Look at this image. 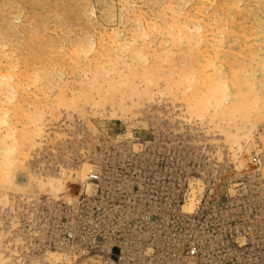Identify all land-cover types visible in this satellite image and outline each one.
<instances>
[{"label": "rangeland", "instance_id": "1", "mask_svg": "<svg viewBox=\"0 0 264 264\" xmlns=\"http://www.w3.org/2000/svg\"><path fill=\"white\" fill-rule=\"evenodd\" d=\"M28 1L14 0V3L20 7V10L15 4L12 5L13 10L18 9V11H15L16 14L13 11L11 15H17L16 17L21 16V18H18L17 20L16 18L14 19L15 23L17 24L18 22L19 24L16 25L18 30L16 28L17 31L15 30L13 36H10L11 39H8L9 44L10 42L14 41L12 43H15L14 46H17L16 48L22 47V45L20 44V39L25 38L24 36L26 30L29 31L31 27L34 26V21L36 19L40 20L41 18L40 13L43 10L42 7L38 3H36L37 1L33 2V0V3L31 2L32 5L28 3ZM52 1L57 0H50L49 2L53 3ZM127 1L131 3H128L129 5H131L130 7L125 3ZM127 1L75 0L74 2L73 0L71 5L66 2L67 4H65L66 7H64V10L67 9L65 11L66 15L68 16L65 15L64 10L62 12V16H65L64 19H67L68 22L67 20H64L65 22L62 25L52 24V26L49 28L50 32L46 31V34L51 35L48 37H51V39L54 40L53 42L57 40L55 43V46H58L57 50L59 49V51L57 52H60V49L63 47V45L65 47L69 46L68 48H70V46L72 45L71 42L79 41L84 36V31L86 32V39H96L95 49H97L98 51L101 48L99 47V45L101 44L98 42L99 39L97 40V36L103 34L104 31L110 33L109 31L112 32L113 30L117 29V31H119L120 33L119 35L122 38V42L125 41L127 43H130L133 42L134 39L137 40V43H141V40H139L135 36L139 34V29L137 28L139 23L136 21L140 16V13H137L139 10L136 9L140 6L138 9L143 10L141 14H146L144 15V17L146 16V19L151 20L153 18L152 20H161L162 17L157 16L159 14L156 15L159 19L155 16V12H160V7H157L160 5L156 4L154 6L152 4L154 6L153 8L151 6V3L152 1L154 3V0H152L151 3H148L150 2L149 0H144L146 3L142 0ZM131 1H133L135 4H133V2ZM24 2H27L28 4L24 5ZM193 2V0L190 2H184L186 5L183 3L184 6H182L185 7L186 10H190L191 7H193ZM74 3H76V5ZM29 4L33 7L34 5H36L35 8L38 6L40 7V9L38 7L36 9L32 8L31 6H28ZM161 5H163V3H161ZM14 6H16V9H14ZM75 6H77V8ZM124 6L127 8L124 9ZM24 7H29L31 10L34 9L35 12L39 11L38 14L40 16L37 17L38 14H35L34 11H29L30 9L28 8L27 10L28 12H30L29 14L25 11L26 9H24ZM78 7H80V9ZM90 8L92 11L91 15ZM129 8L133 9L131 10ZM71 9L72 11H70ZM93 9L95 10L93 11ZM22 10H24L25 12L21 13ZM101 10H104V12L101 13ZM19 11L21 12L19 13ZM79 11L85 13V16L82 14V12ZM121 12L122 14H120ZM134 13L138 14L139 16L135 18L136 15ZM21 14L26 16V18ZM31 14H35L31 16V18H33L34 16L37 17L33 18L34 21L29 17ZM94 17L97 19H95ZM110 17L112 18L111 21ZM121 17L122 19H119ZM131 18L133 19V21ZM69 19L71 22L69 21ZM75 19H78L79 21ZM125 21L128 22L126 23ZM80 22L82 23V26L80 25ZM30 23L31 25H33L31 26ZM133 23L135 26L133 25ZM92 24L94 27L92 26ZM53 26H55V30L53 29ZM67 27L72 30L69 31ZM89 27L94 29L90 30ZM111 27L113 28V30H111ZM132 27H134L136 30ZM75 28L77 30H75ZM63 29H65L66 31ZM106 29L109 31H107ZM133 29L136 32L131 33ZM51 30L54 32H52ZM86 30L89 33H87ZM72 32H74V36L76 35L75 37H72ZM52 35L53 37L55 36V39L52 38ZM123 35L125 37H123ZM163 35L161 37L160 34L156 33L155 37L157 41L155 40L151 47H155V49H153L154 52H157V54H159L160 50L163 51L162 44L165 45V43H163V41L161 40L164 38ZM69 37L72 38L69 39ZM60 44L62 45V47ZM126 48L128 51L125 50ZM126 48L123 51L124 57L126 54V57H132L131 48L129 49L128 46ZM102 49L103 48H101L99 52L104 51V49ZM156 49H159V51H157ZM150 51L153 50L150 49ZM94 53L95 51H93V55ZM114 53H116L115 49ZM151 54L152 52L149 54V56H151V58H149L150 61L155 60L157 67L159 68V72L163 71L159 73V75L164 72L166 74H168V72H170V74L174 72L175 79L170 78L172 80V84L174 82L173 80H176L177 77L180 76L177 75L179 71L180 73L182 72L180 69H184L182 67L186 65L190 70L192 68H190V66L192 65L189 62L195 59L193 58L189 60V58H192V56H190V53H184L186 55H182L178 54V52H175L171 54L172 56L169 55L167 62L163 59V61L161 62V65L163 66H161L159 65V61H161L162 59L158 60L159 57L155 58L154 55H157L156 53L153 55V57ZM180 55L182 56V59H180ZM157 56H161L163 58L162 55ZM185 57H187V59ZM174 59L176 60V62ZM178 59L181 62H179ZM261 59L262 57H260L259 62H261L264 58L262 60ZM126 60H124L125 67H128L130 62H132V59L126 58ZM169 61L172 63H170ZM121 62L123 63V59L121 60ZM122 63L120 64V68L122 69V72L119 73L120 75L123 74V72L124 74H126V72L128 71V68L125 69ZM180 63L183 64L181 65ZM192 64L194 65L193 62ZM121 65L123 68L121 67ZM170 66H172L173 68ZM139 67V69L142 70V66ZM166 68L168 69L165 70ZM170 68L173 69L172 72L170 71ZM66 69L67 68H65V71H63L64 69L62 70L64 74H60L63 73L61 71L56 74L58 75V77L59 74L61 76L63 75L62 78L64 77L65 79L63 78L64 82L62 81V83H64L65 85L67 84L68 87L66 91L62 90L65 92V94L63 92L65 96L63 94L61 95H63L64 98L66 97V99H69L74 95H76L75 97H78V92H81L79 90H82L85 86H87V84L83 85V83L85 84L87 81L91 82V77H93L94 74L93 72L89 71V68L85 69V72L81 71L82 73L80 71L73 72L72 70L70 72L69 68V70L67 69V71ZM165 73L163 74L164 76ZM56 75H54V78L56 77L55 81L59 82L58 79L60 77L58 78ZM105 75L106 74L104 73V75L100 76L105 77L102 78L103 81L100 78H98V80H101L100 84L103 85V89L106 90V95L102 92L94 90L92 92L93 94L89 95V100L84 99L85 102H83V99L81 97V99L78 98L79 102H82L79 104V108L75 107L74 109L73 106L72 108H68L69 110H67L66 107H60V111L58 110V112L54 113L53 115H51V113L49 114L50 111L45 109L48 114L47 115L45 113L46 115L42 122V125H44L43 131H45V133H42V138H39V145L36 146V149L31 148L32 150H30L29 148H27L30 151L27 152L26 150V156L28 157L26 158V160L28 162L24 159V169L21 168L20 170H18L15 176L16 184H18L19 187H21L22 185H26V187L22 186L23 188H19L18 185H14L15 187L13 188L9 187V189L11 188V191L7 189L6 191L4 189H0L5 191H1L2 193L7 192L8 195L6 196L5 194L2 197L0 194V198H3L2 201H0V255L2 254L0 257L7 261L6 264H53L55 261H53V263H49L50 261L48 260L52 256H50L49 253L46 255V253L56 250V252L58 251L59 254L61 253V256L63 257H59L61 258L60 262H58L59 264H84L86 261L88 262L87 264H94V262L96 264H99V262H102H98L99 259H97L96 256L85 252L83 253L82 250H79L75 247L63 248L52 245L53 238L58 235L60 228L63 229V227L75 225L77 220V205L84 202L89 206V198L94 194V191L92 189L93 187H96L95 181L91 178L90 169H95L98 171V173H100V177L103 181H118L124 178L132 180H142V228H149L151 226H156V224H159V222L157 223V221L159 220H157L156 217L149 213V211H152L161 204L159 199L156 200L157 195L160 198L164 197L162 196L164 194L170 196L185 194V199L181 203L180 210L185 213H189L187 211H184L182 205L186 203L187 199L195 194L196 204L192 213L199 212L201 213V216L199 221H197L194 226H196V228L198 229L206 231L204 241L216 248L214 256H219L217 250L220 246L219 252L222 258L225 260V264H264V111L262 112V117H259L261 116V114L258 116L260 119L257 117L258 120H252L254 121V124L256 122V125H254L255 127L251 128V131L249 129L253 125L252 123L246 125L247 127L245 126L247 129L244 128L247 130H245L246 132L250 131V136L249 133L247 134L250 138L253 137L254 139L250 140L249 138V141L247 140L248 143L242 140L240 143V147H242V150H240V147L238 145H234L235 148L232 147L231 149V145L227 144V141L224 140L225 136L223 134L224 132H222L223 126H220V131V127L215 124L216 122L214 123L213 120L211 121L210 118L207 119L206 117L205 119L207 120H201L200 118L198 119L194 117L188 122L189 115H187L188 113L183 112L186 111L184 110L186 109L185 104L183 103L184 101H179V98L181 97L176 96V98H173L171 94L168 95L169 91H162L164 90L162 88L159 90L156 86L155 88L154 84L156 82L153 83V87L151 83H149V87L147 85L145 87L146 83H144V81L142 83L139 77H137L139 80L136 79V82L139 83V81H141L142 88L141 86H137L135 82L130 85L134 86L135 83V87H139L136 92H139V89H143V87L145 89L148 87V90L154 91V93L152 92L153 95H151L153 100L151 98H146L147 96L145 97L143 94H139L140 92L138 94H134L135 90L133 91L132 89H130L131 87L125 86L127 85L125 84L123 86V89L128 87V93L130 91V93L127 94V89L124 90V92L127 94V97L126 95L125 97L123 96V98L125 99L122 100V98L120 97V93L118 92V96L116 97L115 95L116 100H114V103L111 98L107 99L105 97L108 101V104L105 99H103V101L105 100L106 102L102 104L103 101L100 102V98H102L103 96L101 97V95L103 94L107 97H109L110 95V97H112L111 93H113V91L107 92L109 90L106 89L108 85H106L107 83L105 82V79L107 80V77ZM158 76L156 80L160 78ZM121 77L124 78L125 75H122ZM83 78L84 81H87H82V84L79 85L77 81L79 82V80H83ZM66 79L68 80L66 81ZM160 79L158 83L159 86L157 85L159 88L162 86L166 89H168V86L169 88H171V82H167V86V84L165 85V83L163 82L164 78ZM170 79L168 78L166 80L170 81ZM55 81L52 82L53 84L51 83L50 87L49 85L46 87H42L40 85L41 87L38 88L33 84L31 85V89H29V92L30 90L31 92L35 91L38 98H43L47 93L46 97L54 99L56 98L55 96H59L58 93H60V91H58L60 89V85L58 84L57 87V83ZM160 83L163 85L160 86ZM52 85H54L55 87ZM82 85L83 87H81ZM77 86L82 89H79ZM48 88H50V90ZM86 88L87 87H85V90H87L89 87L87 89ZM103 89L101 91H105ZM157 89L159 90V93L157 92ZM131 90L133 91V93H131ZM70 91L72 93H70ZM140 91L142 92V90ZM155 91L157 92L156 94ZM116 93L117 92H115V94ZM156 95L158 96L156 97ZM119 100L121 101L119 102ZM86 103H88L87 107L85 106ZM121 103L125 105V107L123 106L125 109H122V105H120ZM82 108L83 110H85L83 111ZM71 109H73V111L75 110V112H72ZM58 114L59 117H57ZM210 122L212 124H210ZM215 125H217L216 127H218V130L215 127L214 130L212 129V127ZM46 132L48 133V135H46ZM244 139L246 140L247 137H245ZM216 140L217 142H215ZM245 142L250 145H246ZM228 145L230 147H228ZM234 151H236V153ZM232 152L234 153V155ZM82 167H87L86 172L89 168L86 176V181L82 180L81 177L79 180L80 182H76L75 180H73L74 178L72 179V181H70V179L74 177V175L78 174L74 172H80L79 169L82 170ZM62 168L64 170L66 169L65 171H70V173L73 174L72 175L67 171L68 178H70L69 176H71V178L67 179L66 182V177L62 174L63 172L61 173V171H64L62 170ZM28 173L32 174L33 177L36 176L35 180H33V178L30 179V174ZM39 174L43 177H40ZM60 174L64 177H62ZM48 176L63 178L64 182L66 183V187L68 188L66 189L67 191L64 190V193H60L52 192L48 188H43L41 190L38 189L41 188L37 184L39 183V178L40 180L41 178L42 180H46L45 177ZM78 179L79 178L76 177V180ZM27 180L29 182V186L27 185L28 182L25 183ZM87 184H90V186H87ZM16 187L22 189L23 192L22 190H17ZM107 187V184L104 183V188ZM200 188H202L201 190L203 192H199ZM29 189L34 190L29 191ZM192 192L193 194L191 195ZM4 196L8 197V199L6 198V200H4ZM167 220L168 219H160V222L166 225ZM168 225L170 227L178 229V231L182 234L186 232V225L183 224L180 219H176L173 224L171 222H168ZM199 233L201 234H199L200 237H203L200 231ZM8 248L9 250L7 251ZM66 255L68 257H66ZM45 256H49V258ZM1 258L0 263L2 260ZM66 258H70L71 262L68 263L67 260L64 261ZM88 259L97 260H91V263V261H89ZM103 263L104 262H102V264Z\"/></svg>", "mask_w": 264, "mask_h": 264}, {"label": "bare ground", "instance_id": "2", "mask_svg": "<svg viewBox=\"0 0 264 264\" xmlns=\"http://www.w3.org/2000/svg\"><path fill=\"white\" fill-rule=\"evenodd\" d=\"M32 1H28V3L31 4ZM49 1L50 0H34L33 1V2L38 3L42 7L43 13L41 11V13H40L41 16L38 14L39 11L35 12L34 9L31 10L28 7L30 9L29 11H34L35 14H38L37 17L40 16L41 18H40V20L36 19L34 21L33 18H37V17L34 16L33 18H31V16H33L35 14H33V15L31 14L29 16L31 19H33L34 26L31 27V29L29 31L28 30H26V32L23 31V32H25V36H24L25 38L20 39V41H21L20 44L22 45V47L16 48L17 46L16 47L14 46L15 43H12L14 41L11 40L12 42H10V44H9L8 39L10 38V36H13V33L17 28L16 25L18 24V22L16 24L14 19L16 18V20H17L18 18H21V16L16 17L17 15H11V14L13 13V11L15 13V11H18V9L20 10V7L14 3V0H0V189H4L5 191L7 189V190L11 191L10 190L11 188L9 189V187L13 188V187L18 185V184H16L15 176H16L18 170H20L21 168L24 169V166H25V164L23 163L24 159L26 160V158H28L26 156L27 155L26 150H27V152H30L27 148H29L30 150H32L31 148L36 149V146L39 145V138H42V133H45V131H43L44 125H42V122L45 118V115L47 114L46 110H49L50 111L49 114L51 113V115H53L54 113L58 112L60 107H62V108L66 107L67 110H69L68 108H72L73 106H74V109H75V107L79 108V106H80L79 104L82 102H79L78 98L81 97L83 99V102H85L84 99L89 100L88 99V98H90L89 95L93 94L92 92L94 90L98 91V92H102L106 95V93H105L106 90L103 89V85L100 84V81L102 80V78H105V77H100V76L104 75V73L106 74L105 76L107 77V80L105 79V82L107 83L106 85H108V87H106V89L109 90L107 92L113 91L114 95H113V93H111L112 97H110V95H109V97H107V96L102 94L101 97L102 96L103 97L100 98L101 99L100 102L103 101V99L106 100V98L107 99L111 98V100L114 103V100H116L115 95L117 97L118 92L120 93V97L122 98V100L125 99V98H123V96L125 97V95H126V97H127V94L130 93V91L128 93V87L125 88V89H127L126 90L127 94L124 92L125 89H123V86L125 84H127L125 86L131 87L130 89H132L133 91L135 90L134 94L135 93L138 94L140 92L139 94H143L145 97L147 96L146 98H149V99L151 98L153 100L151 95H153L152 92L154 93V91H150L147 88L149 87L148 86L149 83H151V85L153 87V83L156 82L157 84L155 83L154 87L156 86L159 90L161 88L164 89L162 91H165V90L169 91L168 95L171 94V96H173V98L174 97L176 98V96L181 97V98H179V101L180 100L184 101L183 103L185 104V108H186L184 110H186V111H183V112L188 113L187 114V115H189L188 122L190 120H192L194 117L198 118V119L200 118L201 120H204L206 117L207 119L210 118L211 121L213 120L214 123L216 122L215 124H217L218 127L223 126L222 132H224L223 133L225 136L224 140L227 141L226 142L227 144L231 145V149H232V147L235 148L234 145H236V146L238 145L240 147L241 146L240 143L242 140L246 141L248 143V141H249L248 139L250 138L249 132L252 130L251 128L255 127L254 125H256V122L254 124L253 123L254 121H252V120L253 119L256 120L260 114H261V116H259V117H262L264 115V114L262 115V112L264 111V69H263L264 68V59H263L264 58V0H193L194 1L193 5H192L193 7H191L190 10H186L185 7H183V6L185 4L184 2H190L192 0H154L155 1L154 3L152 0H149L150 2H148V3H151V1H152L151 6L153 8L156 4L160 5V6H157L158 8L160 7V12L159 13L155 12V16L157 14H159L157 16L162 17V18H161V20L155 19L156 21L152 20L153 18L151 19V17H150L151 20L146 19V16L144 17V15H146V14H144V15L141 14V12H143V10L138 9L140 6L136 9V10H139L137 13L138 14L140 13V16L138 14L134 13L136 15L135 18H137L139 16V18L136 21L139 23L138 27L136 24V27L139 29V32H138L139 34L136 33L137 35H135V34H133V35H135L139 40H141V43H137L136 42L137 40H134L133 37H132L133 42H130V43L129 42L127 43L125 41L122 42V38L119 35L120 34L119 31H117V29L113 30V28L111 27L112 28L111 30H113L112 32L106 29L110 33L104 31L105 34L103 33V34H100L97 36V40L99 39L98 42L101 44V45H99V47L104 49V51H102V52H99L101 48L99 49V51L97 49H95L96 48V45H95L96 39H91V40L89 38L86 39V32L85 31H84L85 34H83L84 36L83 37L81 36L82 38L79 41L71 42L72 45L70 44L71 45L70 48H68L69 46L65 47L64 45L62 47V45L60 44L62 47L61 48L62 50L60 49V52H57V51H59V49L57 50L58 46L57 45H56L57 47L55 46V43L57 40H55V42H53L54 40H52L51 37H48L51 35L50 34L47 35L46 31L48 32L50 30L49 28L52 26V24L53 25H62L67 20V19H64L65 16L64 17L62 16V12L64 10V7H66L65 6V4H67L66 2H68L69 0L68 1L67 0L52 1L53 3L49 2ZM142 1H144V0H142ZM72 2H73V0L69 1L68 3L71 5ZM74 2H75V0H74ZM131 2H133V1H131ZM22 3H21V5H22ZM28 3L24 2V5L28 4ZM125 3L129 7L131 6V5H129V4H131V3H129V1H127ZM161 3H163V5H161ZM13 4H15L18 7L17 10H13V7H12ZM30 4L28 6L32 5V4L31 5ZM74 4L76 5V3H74ZM79 4H81V3H79ZM133 4H135V3L133 2ZM18 5H20V4H18ZM107 5H109V4H107ZM16 6H14L15 7L14 9H16ZM35 6L36 5H34V7L33 6H31V7L35 8ZM89 6H91V5H89ZM75 7L77 8V6H75ZM80 7H81V5H80ZM80 7H78V8L80 9ZM28 8L24 7V9H26L25 10L26 12H28V10H27ZM38 8L40 9V7H38ZM68 8H69V6H68ZM121 8H123V7H121ZM121 8H120V10H121ZM125 8H127V7L124 6V9ZM129 9H131V8H129ZM147 9H148V7H147ZM65 10H67V9H65ZM65 10H64V13L66 15ZM84 10H85V8H84ZM94 10L95 9H93V11ZM104 10L103 11L101 10V13L104 12ZM25 11L22 10V12L19 11V13L20 12L23 13ZM70 11H72V9ZM127 11H128V9H127ZM157 11H159V10H157ZM79 12H82V11H79ZM91 12L92 11L90 8V15L92 14ZM28 13L30 14V12H28ZM129 13H133V12H129ZM82 14L84 15L85 13L82 12ZM120 14H122V12ZM25 15H28V14H25ZM22 16H24V15H22ZM66 16H68V15H66ZM79 16H80V14H79ZM7 17H9V18H7ZM24 17L26 18V16H24ZM29 17H28V19H29ZM153 17H154V15H153ZM67 18H69V17H67ZM74 18H75V16H74ZM95 19H97V18H95ZM119 19H122V17ZM75 20H78V19H75ZM111 20H112V18L110 19V21ZM69 21H70V19H69ZM78 21H76V22H78ZM132 21H133V19H132ZM67 22H68V20H67ZM93 22H94V20H93ZM31 23H30V25H31ZM81 24L82 23L80 22V25ZM30 25H28V26H30ZM116 25H117V23H116ZM120 25H122V24H120ZM133 25H134V23H133ZM92 26H93V24H92ZM53 27H54L53 29L55 30V26H53ZM57 28H58V26H57ZM132 28H134V27H132ZM67 29L69 31L72 30V29L70 30L68 27H67ZM91 29L92 28H90V30ZM123 29H124V27H123ZM134 29L132 30V32L131 31L130 32L131 33L136 32V31H134ZM17 30H18V28H17ZM63 30H65V29H63ZM75 30H77V29L75 28ZM52 32H54V31H52ZM73 33L74 32H72V37L74 36ZM87 33H89V32L87 31ZM156 33L160 34L161 37L164 34L163 35L164 38L161 39L163 41V43H165V45L162 44L163 51L162 50L159 51V49L158 50L156 49L157 51H159V54H157L156 51L154 52L155 47H153L154 49L151 48L152 44L156 40V37H155ZM55 34H57V33H55ZM72 37H69V39ZM123 37H125V36L123 35ZM52 38L55 39V36L53 37V35H52ZM142 39H143V42H142ZM125 40H126V38H125ZM22 41H23V43H22ZM127 46L129 47V49L131 48V50H132V52H131L132 57H126L127 54L125 55V57L129 58V59L131 58L132 62H130V64L127 63L129 65H128V67L127 66L125 67L124 60H126V58L124 57L123 51ZM59 48H60V46H59ZM114 49H115L116 53H114ZM150 49H152L153 51H150ZM125 50L128 51L127 48ZM93 51H95L94 55H93ZM151 52H152V54H151L152 57L155 53L157 55L163 56V58H162L161 56L154 55L155 58L159 57L158 60L162 59L161 61H159L160 62L159 65H161V62L163 61V59H164V61L166 60V62H167L169 55H171L172 53H175V52H178V54H182V55L184 53H186V54L190 53L191 54L190 56H192V58H189V60L193 59V58H195V59H193L192 61L189 62L192 65V66H190V68L192 67L190 70H189L188 66H186V65L182 67L184 69H180V68L176 67V68L180 69L182 72L180 73V71H179V73H177V70H176L177 75H180V76L177 77L176 80H173L174 82L172 84L171 79H175V74H174V72H172L173 69L170 68L171 69L170 71L172 72L171 74H170V72H168V74L171 76H169L165 72H164L165 76L163 75L164 73L159 75V73H161L163 71L159 72V68L157 67L155 60L150 61L149 58H151V56H149V54ZM153 52H154V54H153ZM182 52H184V53H182ZM186 54H184V55H186ZM260 57H262V59H263V60L261 59L262 60L261 62H259ZM170 58H173V57H170ZM185 58L187 59V57H185ZM122 59H123V63L121 62ZM180 59H182V56L180 57ZM174 60H173V62H174ZM129 61H131V60H129ZM178 61L181 62L179 59H178ZM175 62H176V60H175ZM192 62L194 63V65L192 64ZM121 63L123 64V67H125V69L128 68V71H127L128 73L126 72V74H124V72H123V74H121V75L119 74L122 72V69L120 68ZM170 63H172V62H170ZM139 66H142L141 67L142 70L139 69L140 68ZM161 66H163V65H161ZM261 66H262V68H261ZM121 67H122V65H121ZM170 67H172V66H170ZM65 68H67V69L69 68L70 72H71V70L73 72L74 71L85 72L86 71L85 69L89 68V71L93 72L94 75L92 74L93 77H91V82L85 80L89 83H87V82L85 84L83 83V85L87 84V86H85V87H87V88L89 87L88 88L89 90L87 88H86L87 90H85V87L83 88L84 89L83 90L82 88H79L77 86L79 89H82V90H79L81 92H78V89H77V92L79 94L78 97H75L76 95H74L71 98L68 97L69 99H66V97L64 98L65 92L62 90L66 91L68 89V87H67V84L65 85L64 83H62V81L64 82V80H63L64 77L62 78L63 75L61 76L60 74H64L63 71H65ZM67 69H66V71H67ZM167 69L168 68H166L165 70H167ZM60 71L63 73L59 74V77H60L59 78L58 75H56V74H58ZM99 74H101V75H99ZM54 75H56L59 78L58 79L59 82L55 81L56 77L54 78ZM122 75L123 76L125 75V77L122 78L121 77ZM69 76H70V74H69ZM86 76H84V77H86ZM157 76L162 78V79L164 78L163 82L165 83V85L167 84V82H171V88H169L168 84H167V86H168L169 90L164 88L162 86L163 84H161L162 82L160 83V86H162V87L159 88L158 83L161 79L158 78L156 80ZM162 76H164V77H162ZM137 77H139V79L142 81V83H143V81H144V83H146L145 87H146V85L148 86L146 89L143 87L144 90L139 89V92L138 91L136 92V90L139 88L137 86H141V81H139L140 84L137 83L136 82V79H138ZM98 78H100L101 80L99 81ZM168 78L169 79L171 78L170 81L166 80ZM67 80L68 79H66V81ZM80 80H81V82H80ZM80 80H79V82L77 81V83H79V85L82 84V81L85 82L84 78H83V80L82 79H80ZM53 81H55L57 83V87H58V84L60 85L59 86L60 89L58 88L59 89L58 91H60V93H58L59 96L57 95L58 96L57 97L54 95L56 97L54 99L53 98L50 99L49 97H46V94H47L46 90H45L46 94L44 95L43 98H38L35 91H34L35 93L31 92V90L29 92V89H31L30 88L31 85H33V84L36 85L38 88H40L41 86L46 87L48 85L50 87V85ZM71 82H72V79H71ZM133 82H135L137 84L136 87H135V83H134V86H130V85H132ZM83 85L81 87H83ZM52 86H54V85H52ZM133 87L136 89H134ZM141 88H142V86H141ZM48 89L50 90V88H48ZM102 89L105 91H101ZM158 89H157V92L159 91ZM140 90H142V92ZM133 91L131 93H133ZM63 92H64V94H63ZM115 92H117V93L115 94ZM157 92L155 91V94ZM70 93H72V92L70 91ZM61 94H63L64 96ZM73 94H71V95H73ZM160 94H161V91H160ZM162 94H163V92H162ZM180 95H182V96H180ZM157 96L158 95H156V97ZM105 100L103 101L102 104H104V102L107 101V100L106 101ZM120 101L121 100H119V102ZM177 101H178V99H177ZM107 104H108V101H107ZM87 105H88V103H86L85 106L87 107ZM120 105H122L121 106L122 109L125 107V105L122 103ZM83 108H82V110H83ZM71 110H72V112H75V110L74 111H73V109H71ZM59 114L57 115V117H59ZM82 115H83V113H82ZM49 117H50V115H49ZM190 117H191V119H190ZM52 118H54V117H52ZM207 119H205V120H207ZM201 120H200V122H201ZM207 123H209V122H207ZM249 123L250 124L252 123L253 125L250 127V129L248 128L250 131L246 132L247 131L246 125H248ZM210 124H212V123L210 122ZM217 125L213 126L212 129L214 130V127H215L218 130V127H216ZM244 128H246V129H244ZM219 130L221 131V127L219 128ZM247 133H249V136ZM46 135H48L47 132H46ZM245 137H247L246 140L244 139ZM251 137H252V134H251ZM251 139H254V138L252 137V138H250V140ZM225 141H224V143H225ZM215 142H217V140ZM247 143H246V145H250ZM229 145H228V147H230ZM239 147H238V150H239ZM218 149H219V147H218ZM240 150H242V147H240ZM234 152L236 153V151H234ZM233 155H234V153H233ZM233 157H235V156H233ZM245 157H247V156H245ZM85 166H87V165H85ZM89 168H88V170H89ZM68 169H70V168H68ZM86 169H87V167L86 168L82 167V170L79 169L80 172L79 171L74 172V173H78V174H76L77 176L74 175V177H72V178H71V176H69L71 179L68 178V175H67L68 173H70V171L67 170L68 171V173H67V171H65L66 169L64 170L62 168V170H64V171H61V173L63 172L62 174L66 177V179L64 178L65 182L67 179H70V181H72L73 178H74L73 180H75L76 182H80L79 181L80 177L82 180L86 181V178H87L86 176H87V172H88V170L86 172ZM64 172L66 173L67 176L65 175ZM28 174H30V173H28ZM70 174H72V173H70ZM30 176H32V174L29 175V178L30 179L33 178V180H35L36 176H34V177L33 176L30 177ZM64 176H62V177H64ZM75 176L78 177L79 179L76 180ZM40 177H43V176L40 175ZM48 177H45L46 180L45 179L42 180V178L40 180V178H39V183H37V184L41 188H38V189L41 190L43 188H48L52 192H60V193H64V190L68 189L66 187V183L64 182L63 178H61V177L58 178V177H53V176L52 177L48 176ZM75 181H73V182H75ZM27 182H28V180L25 183H27ZM67 184H68V181H67ZM27 185L29 186V182L27 183ZM31 185H32V183H31ZM87 186H90V184L89 185L87 184ZM18 187H19V185H18ZM21 187H19V188H21ZM23 187H26V185ZM19 188H17V190ZM34 188H35V186H34ZM25 189H24V192H25ZM201 189L202 188H200L199 192L202 191ZM4 190H0V192L4 191ZM19 190H22V189H19ZM31 190H34V189H31ZM31 190L29 189V191H31ZM92 190H94V187ZM14 191H16V190H14ZM27 191H28V188H27ZM22 192H23V190H22ZM0 194L2 197L5 194H6V196H8L7 192L6 193L1 192ZM192 194H193V192L191 193V195ZM6 196H4L5 197L4 200H6V198L8 199V197H6ZM2 197L0 198V201H2V199H3ZM195 204H196V199H195V194H193L189 199H187L186 203H184L182 205V208H184V211L192 213L194 211ZM8 250H9V248L7 249V251ZM48 253L50 256H52L51 258H49V256H45V257L49 258L48 259L50 261L49 263H53V261H55L54 263L59 264L58 262H60V260H61V258H59V257H62L61 253L59 254V252L58 251L56 252V250L52 251V252L49 251L46 253V255ZM66 257H68V256L66 255ZM1 259L2 260H1L0 264H6L7 261H5L3 258H1ZM97 259H99V258H97ZM97 259H95V260H97ZM66 260L68 261V263L71 262L70 258H68V259L66 258L64 261H66ZM74 260H75V258H74ZM91 260L95 261L94 259H90L89 261H91ZM99 261H101V260L99 259L98 262ZM61 262H63V261H61ZM87 263L88 262L86 261L84 264H87ZM91 263H92V261H91ZM94 264H96V263L94 262ZM99 264H102V262H99Z\"/></svg>", "mask_w": 264, "mask_h": 264}, {"label": "built area", "instance_id": "3", "mask_svg": "<svg viewBox=\"0 0 264 264\" xmlns=\"http://www.w3.org/2000/svg\"><path fill=\"white\" fill-rule=\"evenodd\" d=\"M90 175L96 187L89 206L77 205L75 225L60 228L53 246L75 247L104 264H225L220 246L215 257L216 248L204 241L206 231L194 226L201 213L180 210L185 194L157 195L161 204L149 213L159 224L142 228V180L103 181L95 169ZM160 219H168L166 225ZM176 219L186 225L184 234L168 225Z\"/></svg>", "mask_w": 264, "mask_h": 264}]
</instances>
